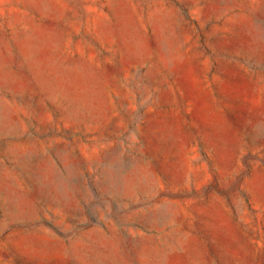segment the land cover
<instances>
[{
	"label": "rangeland",
	"instance_id": "1",
	"mask_svg": "<svg viewBox=\"0 0 264 264\" xmlns=\"http://www.w3.org/2000/svg\"><path fill=\"white\" fill-rule=\"evenodd\" d=\"M0 264H264V0H0Z\"/></svg>",
	"mask_w": 264,
	"mask_h": 264
}]
</instances>
